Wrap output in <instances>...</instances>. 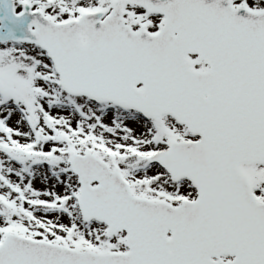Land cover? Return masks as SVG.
<instances>
[{
	"label": "snow or ice",
	"instance_id": "1",
	"mask_svg": "<svg viewBox=\"0 0 264 264\" xmlns=\"http://www.w3.org/2000/svg\"><path fill=\"white\" fill-rule=\"evenodd\" d=\"M0 264H264V0H0Z\"/></svg>",
	"mask_w": 264,
	"mask_h": 264
}]
</instances>
